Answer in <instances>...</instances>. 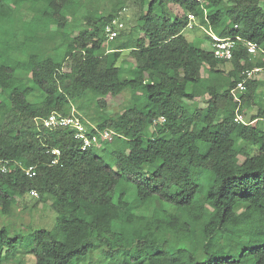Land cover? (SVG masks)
<instances>
[{
	"label": "trees",
	"instance_id": "trees-1",
	"mask_svg": "<svg viewBox=\"0 0 264 264\" xmlns=\"http://www.w3.org/2000/svg\"><path fill=\"white\" fill-rule=\"evenodd\" d=\"M127 6L130 26L106 40L104 24L124 21ZM188 12L193 28L263 53L237 40L230 60L214 57L183 34ZM73 20L84 27L68 30ZM0 23L12 26L0 60V160L12 166L0 169V213L28 195L54 217L29 229L24 250L22 234L0 226V264L24 251L34 264H69L95 246L106 264H264V0H0ZM255 67L238 103L231 90ZM126 90L130 101L108 111L107 96ZM204 95L203 107L188 104ZM72 106L89 132L117 135L83 150L74 130L35 120Z\"/></svg>",
	"mask_w": 264,
	"mask_h": 264
},
{
	"label": "rangeland",
	"instance_id": "rangeland-1",
	"mask_svg": "<svg viewBox=\"0 0 264 264\" xmlns=\"http://www.w3.org/2000/svg\"><path fill=\"white\" fill-rule=\"evenodd\" d=\"M172 10L176 13H181L180 8L174 5H170ZM22 12L24 11V20H28L32 15V12L26 9L21 8ZM132 8L127 6V10L123 15V19L125 22V29L130 26V20H132ZM23 17V15H22ZM71 20V18H70ZM82 21L73 20L66 27L70 31H78L82 29L84 26L82 25ZM129 24V25H128ZM11 30L12 26H6L0 23V60H6L7 56L11 54L10 48V39H11ZM183 34L192 39L195 44L200 45L204 48H210L208 39L205 38L204 32L201 28L196 27L195 30L188 29L185 27L183 29ZM20 34V32H18ZM22 33V31H21ZM21 41V40H20ZM23 49V45L20 47ZM13 52H18L16 50H12ZM23 59L22 56H18ZM127 60H132L130 57H127ZM260 79L264 78L263 73H259L257 75ZM264 89V86H262ZM107 110L116 112L120 110L126 103L130 101V93L129 91H124L116 96H107ZM203 105V103H200ZM256 109V105L252 110H247V114L245 118H249L251 113H254ZM81 114V112H79ZM209 175L208 171L199 172V177H202L200 180L202 181L201 191L199 196H202L206 193L209 187ZM198 196V197H199ZM34 199L30 196H25V198H19L17 204L12 209V212L8 216H3L0 213V226L3 224H8L10 226V234L13 235L15 232L22 234L19 242L17 243V247L19 249H28L31 244L30 239L32 237L30 228L36 229L40 227L51 228L54 224L53 215L46 210L45 205L37 204L32 206ZM197 258H202V255L197 254ZM3 259V258H2ZM35 258L31 252H21L17 253L14 257H10V259H3L2 264H34ZM107 257L101 252L100 247L90 248L86 254L82 255L81 258L73 259L69 264H106Z\"/></svg>",
	"mask_w": 264,
	"mask_h": 264
},
{
	"label": "built area",
	"instance_id": "built-area-1",
	"mask_svg": "<svg viewBox=\"0 0 264 264\" xmlns=\"http://www.w3.org/2000/svg\"><path fill=\"white\" fill-rule=\"evenodd\" d=\"M196 1L202 3L203 0H196ZM125 11L126 9L123 8L119 13L124 14ZM187 18H188V23L186 27L193 28V26L197 24L195 21L194 14L188 12ZM122 28H124V21L122 20L121 15L118 14L112 17L103 26V31L106 40L114 39L118 35L120 29ZM200 28L210 38L209 40L210 49L214 57L218 59L230 60L233 56V49L235 47L237 40L242 41L243 45L246 47V50L249 54L257 55L259 53H263V49L250 40L242 39L239 36L222 37L219 36L216 32L212 31L211 28L209 27L205 28L200 26ZM260 70L261 67H255L252 69L243 70L242 73L244 74V78L240 82H238L237 85L231 90L232 97L238 103H240L241 93L245 90L246 79L253 77V75ZM35 120L42 122V124L49 129H54L56 127H69L70 129L74 130V138L80 141V148L83 150L87 149L92 145L97 144L99 142V139L111 140L114 135H117L116 132L108 128L103 129L101 131L89 132L87 125L81 119L80 115L73 106L71 107V110L68 114H62L58 111H52L51 113H49L47 117H43ZM234 121L240 123H247L243 113L239 112L238 110H236L235 112ZM52 153L55 155V157L52 159L51 162L56 163L57 156L59 155L60 151L59 149L55 148L52 150ZM18 165L20 164L18 163ZM11 167L12 166L9 160H5V159L0 160V169L2 172L8 171ZM21 168L24 174L29 177L34 176L36 173V169L34 165H30L27 167L21 166ZM29 195L36 197L37 191L31 189L29 191Z\"/></svg>",
	"mask_w": 264,
	"mask_h": 264
},
{
	"label": "crops",
	"instance_id": "crops-1",
	"mask_svg": "<svg viewBox=\"0 0 264 264\" xmlns=\"http://www.w3.org/2000/svg\"><path fill=\"white\" fill-rule=\"evenodd\" d=\"M188 29L195 30L196 28H188ZM187 39L190 41H193L192 39H189V38H187ZM109 47H110V43H109V41H107L106 45H105V49L108 50ZM205 99H206L205 95L204 96H197L193 100L188 102V104L198 106V107H203L205 105ZM200 103H203V105H201Z\"/></svg>",
	"mask_w": 264,
	"mask_h": 264
}]
</instances>
